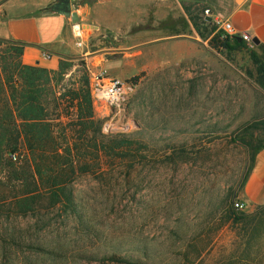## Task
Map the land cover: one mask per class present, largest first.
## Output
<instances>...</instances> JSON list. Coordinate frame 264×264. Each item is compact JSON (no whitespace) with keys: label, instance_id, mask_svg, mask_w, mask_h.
Instances as JSON below:
<instances>
[{"label":"rangeland","instance_id":"374dc122","mask_svg":"<svg viewBox=\"0 0 264 264\" xmlns=\"http://www.w3.org/2000/svg\"><path fill=\"white\" fill-rule=\"evenodd\" d=\"M205 21L193 11L163 21L149 15L120 36L84 22L81 54L64 62L66 70L59 59L40 87L79 96L59 112L48 108L75 150L72 203L49 208L42 195L26 214L0 204V264H121L113 256L135 264H264V207L233 208L251 149L264 143V82L253 58L262 51L227 49ZM15 45L0 37V59L10 65L23 64ZM131 51L142 52L127 103L133 127L99 137V149L104 141L115 152L95 157L93 129L78 126L87 119L89 78L102 59Z\"/></svg>","mask_w":264,"mask_h":264},{"label":"trees","instance_id":"16d2710c","mask_svg":"<svg viewBox=\"0 0 264 264\" xmlns=\"http://www.w3.org/2000/svg\"><path fill=\"white\" fill-rule=\"evenodd\" d=\"M202 20L204 21L203 18ZM205 23L212 25V22ZM217 38L219 39L218 31ZM219 40L227 49H232V44L235 48L246 46L243 40L238 41L236 37ZM13 43L16 44L13 50L17 52V58H21L23 46ZM257 47L261 49L262 55L254 53L253 58L258 67V74L264 82V46L258 44ZM66 60L69 58H61V70L68 68L64 64ZM0 61L5 64L3 76L0 77V204L14 203L23 214L35 212V200L42 195L49 198V208L58 204H71L72 194L67 192L68 185L72 183L73 175L79 168L73 160L75 150L69 147L67 135L56 129V121L57 124L65 123L60 121L58 114L49 113L48 108L53 106V112H59L61 104L67 102L65 99L79 100V96L73 93L58 96L54 90L46 95L40 87L49 83L51 72L47 69L23 65L20 61L10 65L6 58H1ZM84 104L87 119L81 120L84 110L79 104L81 121L78 126L87 124L93 129L92 137L96 150L94 156L97 157L99 152H105L109 156L114 154V147L106 146L104 141L101 142V149L98 148V138L108 137L101 133L88 93ZM261 148H264V143L252 147L251 164ZM12 157L16 160L13 161ZM88 169L80 168L81 172ZM111 260L121 264H135L123 257L113 256Z\"/></svg>","mask_w":264,"mask_h":264},{"label":"crops","instance_id":"0c3cea01","mask_svg":"<svg viewBox=\"0 0 264 264\" xmlns=\"http://www.w3.org/2000/svg\"><path fill=\"white\" fill-rule=\"evenodd\" d=\"M58 1L4 0L0 4V37L23 46L24 65L56 70L59 59L81 54L85 40L78 47L71 20L51 11V6ZM70 3L72 10L79 13L81 26L86 22L95 30L109 31L116 36L149 15L163 21L193 11L207 22H230L237 33H248L264 46V0H70ZM74 4L82 7L84 16ZM205 9L210 10V17H203ZM42 52L52 55V59L42 60ZM140 54L141 51H131L104 58L98 71L111 78L132 81L140 71L136 64ZM237 200L243 201L248 211L264 207V148L255 154Z\"/></svg>","mask_w":264,"mask_h":264},{"label":"built area","instance_id":"2783aa9c","mask_svg":"<svg viewBox=\"0 0 264 264\" xmlns=\"http://www.w3.org/2000/svg\"><path fill=\"white\" fill-rule=\"evenodd\" d=\"M210 16V10L205 9L203 17ZM212 23L219 32V39L239 37L247 45L251 47L254 45L250 34L237 33L230 22L213 20ZM72 33L74 38L77 39V46L82 47L84 28L81 24H73ZM41 58L44 61H49L52 59V55L42 52ZM134 88L135 85L131 80L111 78L100 71L90 76L89 93L92 108L102 123L103 134L114 135L128 132L132 129L133 122L128 117L127 103ZM233 208L237 213H242L246 210V204L241 200H236Z\"/></svg>","mask_w":264,"mask_h":264},{"label":"water","instance_id":"95a60500","mask_svg":"<svg viewBox=\"0 0 264 264\" xmlns=\"http://www.w3.org/2000/svg\"><path fill=\"white\" fill-rule=\"evenodd\" d=\"M51 11L63 15L64 17L70 19L73 24L81 23L77 13L72 10L70 0H60L54 3L51 6ZM208 21H211V19H208ZM236 38L238 41L241 40L239 37ZM252 43L256 46L259 44L258 40L255 38L252 39Z\"/></svg>","mask_w":264,"mask_h":264}]
</instances>
